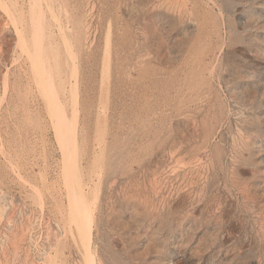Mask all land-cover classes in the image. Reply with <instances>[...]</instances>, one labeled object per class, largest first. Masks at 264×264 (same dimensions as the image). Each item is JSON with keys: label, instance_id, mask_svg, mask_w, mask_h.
<instances>
[{"label": "rangeland", "instance_id": "1", "mask_svg": "<svg viewBox=\"0 0 264 264\" xmlns=\"http://www.w3.org/2000/svg\"><path fill=\"white\" fill-rule=\"evenodd\" d=\"M91 260L264 264V0H0V264Z\"/></svg>", "mask_w": 264, "mask_h": 264}, {"label": "bare ground", "instance_id": "2", "mask_svg": "<svg viewBox=\"0 0 264 264\" xmlns=\"http://www.w3.org/2000/svg\"><path fill=\"white\" fill-rule=\"evenodd\" d=\"M27 1H28V0H27ZM33 1H34V0H33ZM36 1H37V0H36ZM12 2H13V1H12ZM40 2H41V1H40ZM21 3H22V2H21ZM34 3H35V5H36V2H34ZM14 5H16V4H14ZM30 6H31V4H30ZM15 7H17V6H15ZM28 7H29V6H28ZM31 8H32V7H31ZM29 10H30V8H29ZM32 10H33V8H32ZM36 10H37V9H36ZM11 11H12V10H11ZM30 11H31V10H30ZM20 12H21V11H20ZM10 13H11V12H10ZM28 13H30V12H28ZM36 13H37V12H36ZM179 13H180V12H179ZM34 14H35V12H34ZM30 15H31V14H30ZM37 15H38V14H37ZM33 16H34V15H33ZM11 17H12V15H11ZM13 17H14V16H13ZM30 17H31V16H30ZM28 18H29V16H28ZM34 18H36V17H34ZM30 19H31V18H30ZM37 19H38V18H37ZM35 20H36V19H35ZM38 20H39V19H38ZM30 21H31V20H30ZM22 22H23V21H22ZM37 22H38V21H37ZM20 23H21V22H20ZM40 23H41V22H40ZM31 25H32V24H31ZM31 25H30V26H31ZM33 25H34V24H33ZM20 26H21V25H20ZM27 26H28V25H27ZM21 27H22V26H21ZM35 27H36V25H35ZM35 27H33V28H35ZM38 28H39V27H38ZM22 30H23V29H22ZM22 30H20V31L22 32ZM33 31H34V30H33ZM33 31H32V33H33ZM35 31H38L37 28H36ZM38 32H39V31H38ZM37 34H38V33H37ZM17 35H18V34H17ZM33 35H34V37H35V34H33ZM33 35H32V38H34ZM32 38H31V39H32ZM33 40H34V39H33ZM31 41H32V40H31ZM39 41H40V40H39ZM36 42H37V41H36ZM37 43H38V42H37ZM33 44H34V43H33ZM35 45H36V44H35ZM34 47H35V46H34ZM32 49H33V47H32ZM35 49H36V48H35ZM38 50H39V49H38ZM33 51H34V50H33ZM35 52H36V50H35ZM36 53H37V52H36ZM29 54H30V56H31V52H30ZM37 55H38V54H37ZM30 56H29V57H30ZM32 56H33V55H32ZM30 58H31V57H30ZM34 61H35V59H34ZM28 63H29V62H28ZM33 63H34V62H33ZM38 64H39V62H38ZM38 64H36V67H37ZM42 64H44V63H42ZM34 69H36V68H34ZM37 69H38V68H37ZM34 72H35V71H34ZM32 73H33V72H32ZM40 73H41V72H40ZM35 75H36V76L39 75V74H38V71L35 72ZM40 75H41V74H40ZM38 77H39V76H38ZM38 79H39V78H38ZM40 79H41V77H40ZM42 79H43V78H42ZM42 79H41V80H38V82H37L38 85L41 83ZM36 80H37V78H36ZM34 82H35V81H34ZM37 83H35V84H37ZM36 87H37V85H36ZM44 91H45V90H44ZM53 92H54V91H53ZM49 93L52 94L51 90H50ZM49 93H47V94L49 95ZM69 93H70V92H69ZM52 95H54V94H52ZM55 95H56V94H55ZM73 95H74V94H73ZM46 96H47V95H46V93H45V97H46ZM50 96H51V95H49V97H50ZM54 97H55V96H54ZM50 99L53 100L54 98H50ZM56 99H58V98H56ZM52 100H51V101H52ZM72 100H73V99H72ZM45 101H46V100H45ZM53 101H54V100H53ZM57 101H58V100H57ZM57 101H55V102L58 103ZM59 101H60V100H59ZM52 103H53V102H52ZM50 104H51V103H50ZM50 104H49V105H50ZM61 104H62V103H61ZM49 105H48V107H47V108H48L47 111H48L49 116L51 117V119L54 120V122H55V130H56V134H58L57 136H58V137L60 136V139H61L62 137H64V136L61 135V133H64V132H61V129L64 128V127L61 126V123H60V122L66 124V118H67V117H66L64 111L61 110V108L59 109V111H57L59 107H56L57 109H56V108L54 109V107H53L52 105H51L50 107H49ZM61 107H62V106H61ZM69 108H70V107H69ZM65 112H66V111H65ZM57 114H58V115H57ZM60 117H62V120L60 119ZM70 121H71V120H70ZM68 125H69V124H68ZM64 129H65V128H64ZM68 129H69V128H68ZM59 130H60V131H59ZM62 130H63V129H62ZM65 130H67V128H66ZM65 130H64V131H65ZM59 133H60V135H59ZM65 133H66L67 135L70 134V133H67L66 131H65ZM63 135H64V134H63ZM67 135H66V136H67ZM67 137H68V136H67ZM67 139H68V138H67ZM64 140H66V139H64ZM62 143H63V145L65 144V142H62ZM67 143H68V141H67ZM66 145H67V144H66ZM66 145H65V146H66ZM67 146H68V145H67ZM68 147H69V146H68ZM67 156H68V155H67ZM67 156H66V157H67ZM68 157H69V156H68ZM66 161H67V160H66ZM67 164H68V163H67ZM67 164H66V165H67ZM69 164H70V163H69ZM71 169H72V168H71ZM71 169L69 168L70 171H71ZM77 169H79V168H77ZM12 170H13V169H12ZM70 171H69V172H70ZM76 172H78V170H77ZM17 173H18V172H17ZM77 174H78V173H77ZM77 174H76V175H77ZM61 176H62V175H61ZM77 177H78V176H77ZM68 178H69V177H68ZM68 178H67V179H68ZM74 178H75V177H74ZM79 179H80V178L78 177L76 180H79ZM92 181H93V180H92ZM65 182H66V181H65ZM74 183H75V182H74ZM80 183H81V182H80ZM77 184H78V182H77ZM77 184H76V185H77ZM66 185H68V181H67V184H66ZM69 185H70V184H69ZM69 185H68V187H70ZM71 185H73V182L71 183ZM76 185L73 186V187H76ZM78 185L80 186V184H78ZM66 187H67V186H66ZM73 187H72V189H73ZM80 189H81V186H80ZM73 190H74V191H73ZM73 190H72L73 193H77V192L75 191V188H74ZM76 190L78 191L77 188H76ZM81 190H82V189H81ZM67 191H69V190H67ZM78 192H79V191H78ZM82 193H83V191H82ZM70 194H71V192H70ZM77 194H80V192L77 193ZM77 196H78V195H77ZM77 196H76V197H77ZM82 196H84V194H83V195L81 194V198H82ZM40 198H41V197H40ZM72 198H73V197H72ZM74 198H75V197H74ZM79 198H80V196H79ZM85 199H86V198H85ZM66 200H67V199H66ZM76 200H77V199L75 198V202H76ZM82 201H83V200H82ZM183 201H184V200H183ZM80 202H81V200H80ZM80 202H79V206H80L79 209H81V207H82V209H84V207H85L84 204H85V203L83 202L84 204H83V206H82V205H80V204H81ZM85 202H86V201H85ZM72 203H74V202H72ZM72 203H71V204H72ZM75 204H76V203H74V207L76 206ZM77 204H78V203H77ZM87 205H88V203H87ZM66 206H67V205H66ZM71 206H72V205H71ZM89 206H90V205H89ZM74 207H73V208H74ZM86 207L90 210V208H89L88 206H86ZM73 208H72V209H73ZM77 208H78V207H77ZM87 208H85V209H87ZM74 209H75V208H74ZM85 209H84V210H85ZM89 210H87V212H88ZM72 211H73V210H72ZM78 211H80V210H78ZM78 211H77L76 216H77L79 213H81V211H80L79 213H78ZM73 212H75V211H73ZM63 213H64V211H63ZM88 213H89V216H90L91 213H90V212H88ZM71 214H73V213L71 212ZM82 214H83V213H82ZM85 215H86V214H85ZM72 216H73V215H72ZM72 216H71V217H72ZM86 216H87V215H86ZM89 216H88L87 220H89V218H91V217H89ZM67 217H68V216H67ZM73 218H75V215L73 216ZM81 218H83V217H81ZM63 219H64V218H63ZM75 219H76V218H75ZM77 219H78V218H77ZM83 219H84V218H83ZM83 219H82V222H84ZM85 219H86V218H85ZM128 219H129V218H128ZM71 220H72V219H71ZM78 220H81L80 217H79ZM78 220H76V222H77ZM73 222H74V220H73ZM88 222L91 223V221H88ZM88 222H87V223H88ZM85 223H86V222H85ZM128 223H129V222H128ZM65 224H66V223H65ZM78 224H79V225H78ZM82 224H83V223H82ZM131 224H132V223H131ZM75 225H76V226L78 225V229H79V231L82 230V227H83V226L79 223V221H78L77 223H75ZM84 225H85V224H84ZM67 226H68V225H67ZM86 226H87V225H86ZM153 226H154V225H153ZM159 226H160V225H159ZM84 228H85V226H84ZM89 228L92 229V227H90V226H89ZM73 230H74V229H73ZM85 230H86V229H85ZM87 230H88L87 232H91V231H89L90 229H87ZM75 232H76V231H75ZM83 232H84V231H83ZM80 233H81V232H80ZM84 233H85V232H84ZM91 233H92V232H91ZM89 234H90V233H89ZM83 235H84V234H83ZM85 236H86V234H85ZM88 236H89V235H88ZM81 237H82V236H81ZM86 237H87V236H86ZM82 238H83V240L86 239V238H84V237H82ZM87 238H88V237H87ZM89 238H90V237H89ZM89 238H88V239H89ZM153 238H154V237H153ZM78 241H79V240H78ZM88 241H89V240H87L86 242L88 243ZM79 242L84 243L85 241H79ZM82 243H81V244H82ZM82 245H84V244H82ZM86 246H89V244H88V245L86 244ZM86 246H84V247H86ZM85 249H86V248H85ZM87 249H88V248H87ZM94 250H95V249H94ZM87 251H90V250L88 249ZM43 254H44V253H43ZM84 254H85V253H84ZM87 254H88V253H87ZM90 255H91V254H90ZM92 255H93V254H92ZM92 255H91V256H92ZM44 256H45V255H44ZM47 256H48V255H47ZM93 256H94V255H93ZM187 256H188V255H187ZM42 257H43V256H42ZM51 257H52V256H51ZM85 257H87V256H85ZM89 257H90V256H89ZM86 259H87V258H86ZM88 259H89V258H88ZM90 259H92V257H91ZM142 259H143V258H142ZM43 260H44V259H43ZM93 260H94V258H93ZM48 261H49V260H48ZM89 261H90V260H89ZM91 261H92V260H91ZM92 262H93V261H92ZM45 263H46V262H45ZM49 263H50V262H49ZM89 264H90V263H89ZM92 264H94V262H93ZM161 264H162V263H161Z\"/></svg>", "mask_w": 264, "mask_h": 264}]
</instances>
